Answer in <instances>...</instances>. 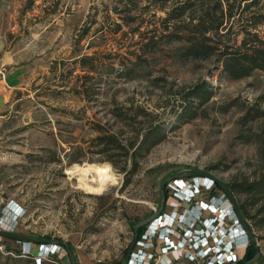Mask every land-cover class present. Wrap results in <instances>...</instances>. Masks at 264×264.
<instances>
[{
	"label": "rangeland",
	"instance_id": "374dc122",
	"mask_svg": "<svg viewBox=\"0 0 264 264\" xmlns=\"http://www.w3.org/2000/svg\"><path fill=\"white\" fill-rule=\"evenodd\" d=\"M215 1L0 0V225L31 239L0 236V264H34L39 244L49 241L68 243L77 264H118L131 226L156 209L166 177L188 180V171H197L224 186L264 179V71L228 79L219 53L192 59L181 50ZM256 1L242 10L228 0L224 28L207 33L205 43L238 47L246 18L264 7ZM256 28L264 38V23ZM202 80L212 96L181 122L180 96ZM256 109L262 113L244 119ZM154 125L164 138L143 157L98 144L108 134L120 144L136 142ZM73 165L93 167L102 187H84L69 173ZM172 180L164 186V213L190 206L173 208ZM217 195L215 185L198 199ZM232 196L244 202L260 253L251 264H264V198ZM156 231L144 227L136 241L144 237L146 245ZM157 244L144 250L149 264H206L172 260ZM41 255L40 264H71L63 246Z\"/></svg>",
	"mask_w": 264,
	"mask_h": 264
},
{
	"label": "trees",
	"instance_id": "16d2710c",
	"mask_svg": "<svg viewBox=\"0 0 264 264\" xmlns=\"http://www.w3.org/2000/svg\"><path fill=\"white\" fill-rule=\"evenodd\" d=\"M156 1L163 3L168 0ZM237 1L238 7L240 3H243L242 10L248 9L257 3L256 0ZM229 6L228 0H225L224 8L222 7L221 2L216 0L214 7L211 8L212 10L205 11L202 17H199L197 21L192 24V27L194 28V36L186 39L184 38L186 45L181 47L183 55L192 59H205L215 52L219 53L221 56L220 70L228 79H237L248 76L255 69L264 71V38L258 35L256 28L264 23V7L260 10L259 7H257L255 10L251 11L250 15L246 18V27L241 30L242 37L240 38L238 47L224 46V48L220 50L213 44L205 43L206 41L211 40L210 37L206 35L207 33L217 34L220 29L224 28L222 24L231 14ZM182 7V4H180L177 8ZM182 10L178 14H182ZM176 16L179 15H171L170 18H175ZM212 93V87L204 80L189 87L186 92L180 96L182 101L179 105L180 108L177 116L181 119V122H186L195 117L197 115L195 108L207 102L212 96ZM259 98L264 100V92ZM261 113L262 111L258 109H256L253 114H250L249 110H247L245 111L244 119L249 120ZM163 138V131L157 125H154L149 126L136 142L120 144L113 134H108L107 139H102L98 144L107 146V150L121 149L124 151L125 155L131 150L130 154L133 156L137 155L143 157L148 153L150 148L160 142ZM211 178L215 180L214 177L211 176ZM226 186L233 195L246 194L253 197L254 200L264 198V179L262 178L240 183L233 182L226 184ZM236 203L242 218L244 220L248 219L249 215L247 214L244 202L237 200ZM144 227L145 226L137 229L136 238ZM253 253L254 248L247 243L246 247L238 252L239 258L237 264H242L244 261L251 258ZM42 264L44 263L42 262Z\"/></svg>",
	"mask_w": 264,
	"mask_h": 264
},
{
	"label": "built area",
	"instance_id": "2783aa9c",
	"mask_svg": "<svg viewBox=\"0 0 264 264\" xmlns=\"http://www.w3.org/2000/svg\"><path fill=\"white\" fill-rule=\"evenodd\" d=\"M171 182L173 197L178 202L176 205L173 202V208L178 205L181 207L182 203H190V206L181 207L177 213L173 210L169 213L161 211L160 215L146 226L147 229L156 226L157 237L149 239L146 245L144 237L135 240L134 245L141 248V251L136 254L131 250L127 264H149L151 254H145L144 250L157 243L162 245L159 247L160 254L169 252L172 260L184 258L193 261L200 258L205 260L206 264H235L239 258L238 251L246 247L247 239L226 194L218 187L219 195L211 196V201L198 199L202 191H210L216 185L209 176H192L188 180L174 179ZM10 212L8 218L12 215L15 219V212ZM6 218L2 216L3 220ZM0 230L10 232L7 228L0 227ZM226 235L228 240L225 243L223 237ZM45 246L39 244L33 257L34 264H40L44 260L43 256L47 255L42 256L44 252L52 253L59 248L52 244Z\"/></svg>",
	"mask_w": 264,
	"mask_h": 264
},
{
	"label": "water",
	"instance_id": "95a60500",
	"mask_svg": "<svg viewBox=\"0 0 264 264\" xmlns=\"http://www.w3.org/2000/svg\"><path fill=\"white\" fill-rule=\"evenodd\" d=\"M182 174L183 173L172 174L160 182V184H159V199H158V204H157L156 209L153 210L150 215H148L147 217L135 222L131 226V230L133 233L131 241L129 243V246H128L125 254L123 255V257L121 258V260L119 261L118 264H127L129 254H130V252L134 246L135 240H136L137 229L140 227H143V226L146 227L150 222H152L155 218H157L160 215L161 211L163 210L164 199H165V197H164V186L166 185V183L172 179H175L176 177L182 176ZM187 175H189V176H194V175L209 176L207 174L197 172V171H188ZM209 177H211V176H209ZM214 181L217 184V186L226 194V196L230 202V206H231L239 224L241 225L242 229L245 232L247 243L250 244L254 248V254L252 255V257L242 263V264H251L259 257V254H260L259 250L257 248V245L253 241L252 234L250 233V230L248 229L247 224L245 223V220L242 218V216L238 210L237 203H236L235 199L233 198L232 194L230 193L229 189L226 186H224L223 183L217 181L216 179ZM0 236L15 239V240L20 241V242H25V241L31 240L27 237L19 236V235H16V234H13V233L7 232V231H0ZM39 242H47V241H39ZM49 242H50L49 244H52V245L57 246V247L63 246L66 249V253L68 255L70 263L71 264H77L76 261L73 259L70 251H69V244L68 243L59 242V241H49Z\"/></svg>",
	"mask_w": 264,
	"mask_h": 264
},
{
	"label": "bare ground",
	"instance_id": "6f19581e",
	"mask_svg": "<svg viewBox=\"0 0 264 264\" xmlns=\"http://www.w3.org/2000/svg\"><path fill=\"white\" fill-rule=\"evenodd\" d=\"M68 171L71 175L76 176L82 182L83 186L86 188H93V187L101 188L103 185V181L101 177L96 175L93 167L91 166H87L86 169H82L78 165H73L68 169ZM2 228H6L5 224L2 225Z\"/></svg>",
	"mask_w": 264,
	"mask_h": 264
},
{
	"label": "flooded vegetation",
	"instance_id": "af4514ba",
	"mask_svg": "<svg viewBox=\"0 0 264 264\" xmlns=\"http://www.w3.org/2000/svg\"><path fill=\"white\" fill-rule=\"evenodd\" d=\"M167 198V197H166ZM166 198L164 199V205H163V209H164V207H166ZM169 213V212H168ZM158 246V244H155V247H157ZM154 251H155V248H154Z\"/></svg>",
	"mask_w": 264,
	"mask_h": 264
},
{
	"label": "crops",
	"instance_id": "0c3cea01",
	"mask_svg": "<svg viewBox=\"0 0 264 264\" xmlns=\"http://www.w3.org/2000/svg\"><path fill=\"white\" fill-rule=\"evenodd\" d=\"M1 100V99H0Z\"/></svg>",
	"mask_w": 264,
	"mask_h": 264
}]
</instances>
